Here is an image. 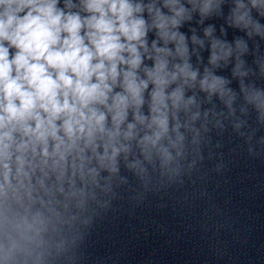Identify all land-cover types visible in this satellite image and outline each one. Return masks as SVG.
I'll return each mask as SVG.
<instances>
[{
  "label": "clouds",
  "instance_id": "obj_1",
  "mask_svg": "<svg viewBox=\"0 0 264 264\" xmlns=\"http://www.w3.org/2000/svg\"><path fill=\"white\" fill-rule=\"evenodd\" d=\"M225 3L0 0V264H46L50 237L127 182L121 167L173 180L210 125L239 131L250 109L264 124V0ZM213 16L247 39L181 31Z\"/></svg>",
  "mask_w": 264,
  "mask_h": 264
}]
</instances>
